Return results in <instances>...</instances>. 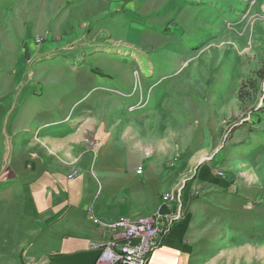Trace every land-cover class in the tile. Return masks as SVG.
I'll use <instances>...</instances> for the list:
<instances>
[{
  "label": "rangeland",
  "instance_id": "obj_1",
  "mask_svg": "<svg viewBox=\"0 0 264 264\" xmlns=\"http://www.w3.org/2000/svg\"><path fill=\"white\" fill-rule=\"evenodd\" d=\"M10 78L29 168L43 149L60 187L126 199L143 177L179 198L158 209L181 215L168 232L189 191L223 262L264 264V0H0Z\"/></svg>",
  "mask_w": 264,
  "mask_h": 264
},
{
  "label": "crops",
  "instance_id": "obj_2",
  "mask_svg": "<svg viewBox=\"0 0 264 264\" xmlns=\"http://www.w3.org/2000/svg\"><path fill=\"white\" fill-rule=\"evenodd\" d=\"M17 81H0V264H94L98 252L90 244L108 237V230L99 222L105 224L120 217L136 219L149 216L154 210H165L160 195L166 189H149L148 180L143 177L126 194L128 199L105 195L104 188L90 195L82 183L78 184L80 176L60 187L53 167L49 172L39 169L48 157L56 159L55 155H39L43 149L35 151V167L29 168L27 145H33L35 140L26 143L18 136L28 127L15 123L21 113L16 112L14 102L20 96L16 92ZM43 128H48L46 123L30 130L35 132L34 138L43 133ZM53 135L48 130L41 137L54 141ZM51 146L59 150L53 142ZM79 161L80 158L74 160L77 164ZM72 162L62 161L61 166L67 169ZM162 169L165 171L163 166ZM185 193V215L162 238L147 264H232L221 260L223 240L213 234V222H207L201 214L208 208L204 209L201 203L192 204L189 191Z\"/></svg>",
  "mask_w": 264,
  "mask_h": 264
},
{
  "label": "built area",
  "instance_id": "obj_3",
  "mask_svg": "<svg viewBox=\"0 0 264 264\" xmlns=\"http://www.w3.org/2000/svg\"><path fill=\"white\" fill-rule=\"evenodd\" d=\"M161 198L164 206L170 202L178 205L179 202V198L171 200V196L165 194ZM170 214L173 215L158 210L145 220L131 223L123 218L110 224L109 237L102 244L93 245L100 249L94 264H147L162 236L181 216L177 209L170 210Z\"/></svg>",
  "mask_w": 264,
  "mask_h": 264
}]
</instances>
